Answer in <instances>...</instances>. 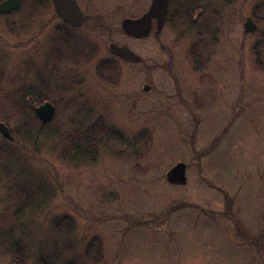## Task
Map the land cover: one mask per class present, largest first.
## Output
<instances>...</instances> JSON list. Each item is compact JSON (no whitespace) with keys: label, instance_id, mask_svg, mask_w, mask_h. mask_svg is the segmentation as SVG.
I'll return each instance as SVG.
<instances>
[{"label":"rangeland","instance_id":"obj_1","mask_svg":"<svg viewBox=\"0 0 264 264\" xmlns=\"http://www.w3.org/2000/svg\"><path fill=\"white\" fill-rule=\"evenodd\" d=\"M132 1H77L90 18L73 30L50 13L21 30L33 22L28 14L17 24L29 0L0 16V88L12 90L20 84L13 76L27 71L55 107L54 129L91 126L101 142L88 164L12 144L20 152L11 169H24L45 203L6 222L1 212L13 209L0 203V247L23 241L24 264L41 255L52 264H264V12L254 10L264 0H242L224 27L208 13L212 41L189 55L172 21L158 39L124 34L121 20L145 10ZM253 12L263 22L245 33ZM111 42L142 62L114 58ZM78 48L93 49L91 62L74 63ZM177 162L184 184L165 178ZM0 264H11L9 256Z\"/></svg>","mask_w":264,"mask_h":264},{"label":"trees","instance_id":"obj_2","mask_svg":"<svg viewBox=\"0 0 264 264\" xmlns=\"http://www.w3.org/2000/svg\"><path fill=\"white\" fill-rule=\"evenodd\" d=\"M29 1L30 7H28V13L24 15L23 19L17 24L24 25L25 21L28 19V14L29 16L33 15V22L24 27L20 26L22 27L21 30L29 29L28 27L38 22L40 14H52L50 0ZM260 6L262 12H264V1H260ZM1 15L2 14H0V16ZM258 22H263V19L261 18ZM5 26L6 24H4V28ZM19 29L20 28H17V31L14 33H20L21 30ZM94 56L95 53L93 49L87 52L84 49L78 48L77 55L74 57L76 58L74 63H83L84 65L87 62H91ZM47 58L49 60L51 59L49 56ZM52 60H50L49 64L52 63ZM47 63L45 65H47ZM26 74L27 71L24 72L23 78H21V75L16 77L13 76L10 82L19 81L20 84L14 86L12 90H8V87L4 86L0 88V121L8 126L12 135V139H7L0 134V190L2 191L0 203L2 204L5 202L13 209L12 212H9L10 210L6 212L5 209L1 212L3 222L11 219L12 216L19 218L26 213H31L32 210L43 207L45 203V198H40V193L30 188L28 183L23 181L22 175H24V169H21V167L14 168L13 170L11 169L10 165L12 164L13 155L19 154L20 152L15 149L12 144H17L19 150L26 147L40 150L41 147H44L58 159H68L69 161L82 162L84 164H88L93 160L95 155L98 154L99 149L97 145H101L98 138H93L95 131L91 126H87L88 128H84L77 133L72 134L69 132L67 134V132H58L52 127V123L56 119L55 117L48 123H42L36 117L34 111L37 105L47 100L46 94L40 92V83H42V81L34 78L32 82H28L26 81ZM104 81L110 84L108 79L105 78ZM94 142H96V144L93 147ZM9 167L11 171H9ZM45 194H47V191L44 192V195ZM63 220L66 221L65 218ZM22 242L23 241L19 239L7 243L5 248L0 247V255H8L11 264L26 263L29 254H27V249L22 245ZM37 259L38 260L35 261L34 264H52L46 260L47 256L41 255Z\"/></svg>","mask_w":264,"mask_h":264},{"label":"water","instance_id":"obj_3","mask_svg":"<svg viewBox=\"0 0 264 264\" xmlns=\"http://www.w3.org/2000/svg\"><path fill=\"white\" fill-rule=\"evenodd\" d=\"M54 13L65 23L77 27L84 23L87 16L84 15L75 0H51ZM20 5V0H1L0 14L16 10ZM168 11V0H152L148 9L136 18H123L120 27L124 34L134 38L146 37L152 28V19L156 20L157 34L163 27ZM257 25L250 16H247L243 22V31L252 33L256 30ZM108 51L118 56L120 59L129 62L141 61V56L125 45L116 43L108 44ZM143 90H148L149 85L144 84ZM36 117L42 123H48L55 114V107L49 101H44L34 109ZM0 134L7 139H12L8 126L0 121ZM165 178L173 184H184L186 182L185 164L177 162L171 166L165 173Z\"/></svg>","mask_w":264,"mask_h":264},{"label":"flooded vegetation","instance_id":"obj_4","mask_svg":"<svg viewBox=\"0 0 264 264\" xmlns=\"http://www.w3.org/2000/svg\"><path fill=\"white\" fill-rule=\"evenodd\" d=\"M75 1H76L78 6H79V4H78L77 1H79V2L81 1L82 2V0H75ZM97 1L101 2V0H97ZM151 1L152 0H134L132 2L144 5L145 6V10L143 12H145L148 9ZM241 1L242 0H168L167 17H166V20H165V23H164L163 27L165 28L166 25H168V24L170 25V23L172 21L174 23V25H173V23H172V25L175 28V30L177 28L178 29L180 28V31H179V34H178V37L176 38V40H177L178 44H180L182 46L181 48L184 50V52L187 51V55H189V54H203V53H206L207 46L210 44V41H212V37H211L212 33L210 32V30L207 29V28L210 29V27H207V25L205 24L206 20H202V19L204 17L206 19V17L208 16V13H210L211 17H209L207 19V20H210V19H212V14H215V16H216L215 20L219 21L220 26L224 27L227 24V22L230 21V16H233L234 15L233 13H235V12H233L234 11L233 7L234 6H239L238 4ZM20 3H21V0H20ZM50 5H51V9H52L51 10L52 11L51 15L53 17H56V19H58L60 21V25H59L60 27L59 28L61 30L63 28L71 29V30L79 28L80 26L85 24L87 22V20L90 18V15L88 13L84 12V10H82V8H80V6H79L81 12L84 15L87 16V19L80 26L74 27V26H71V25L63 22L54 13L51 0H50ZM144 6H142V7H144ZM254 10L255 11L260 10V1L257 4L254 5ZM254 12L251 13V15H248V16H250L252 18V20L256 23L257 28L254 31V32H256L258 30V23H257L258 20L255 18V13ZM175 15H176L177 19H175ZM136 17H138V16H131L130 18H136ZM245 18H244V20H245ZM181 19H182V21H181ZM182 23L185 25V28L186 27L190 28L189 29L190 31L183 32L185 30V28L181 26ZM155 26H156V20L153 18L152 19V28H151L149 34L146 37H148L150 34H153V37L155 39H158L160 37V31L161 30L157 34H155V30H156ZM242 26H243V24H242ZM67 36H68V34H67ZM160 46L162 47V45H160ZM180 52L182 54H184V52L182 50ZM113 57L116 58V59L119 58L118 56H117L118 57L117 58L115 55H113ZM118 60L123 62V60L120 59V58ZM141 62H142V57H141V61L136 62L135 65L139 64ZM202 65L198 64V67L194 68L192 71L195 74L198 75V72L200 71ZM95 82H97V81H95ZM102 82L104 83L105 81H102ZM104 85L107 86L109 84L107 82H105ZM193 86L195 88L197 87L196 84H193ZM144 91H147L145 93L151 92L149 89L148 90H144ZM182 104H183V108L187 112H189L191 114L194 112L191 109V107H190V102H188V101L186 102V101L183 100L181 105Z\"/></svg>","mask_w":264,"mask_h":264}]
</instances>
